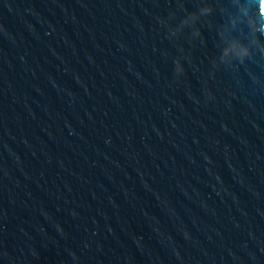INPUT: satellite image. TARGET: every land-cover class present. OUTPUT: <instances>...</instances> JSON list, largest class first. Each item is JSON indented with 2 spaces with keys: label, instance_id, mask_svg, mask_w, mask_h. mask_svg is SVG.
I'll list each match as a JSON object with an SVG mask.
<instances>
[{
  "label": "water",
  "instance_id": "water-1",
  "mask_svg": "<svg viewBox=\"0 0 264 264\" xmlns=\"http://www.w3.org/2000/svg\"><path fill=\"white\" fill-rule=\"evenodd\" d=\"M0 264H264L255 0H0Z\"/></svg>",
  "mask_w": 264,
  "mask_h": 264
},
{
  "label": "clouds",
  "instance_id": "clouds-1",
  "mask_svg": "<svg viewBox=\"0 0 264 264\" xmlns=\"http://www.w3.org/2000/svg\"><path fill=\"white\" fill-rule=\"evenodd\" d=\"M256 9H257V19L264 17V12H261V9H264V0H255ZM211 11V6L204 8L201 10V14ZM185 20L183 23H187ZM251 51V46L249 44L243 43L240 40H232L228 43L225 49V56L232 55L238 59L243 60L246 58Z\"/></svg>",
  "mask_w": 264,
  "mask_h": 264
}]
</instances>
